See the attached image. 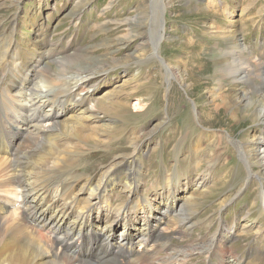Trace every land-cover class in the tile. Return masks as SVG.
I'll return each mask as SVG.
<instances>
[{
	"label": "rangeland",
	"instance_id": "374dc122",
	"mask_svg": "<svg viewBox=\"0 0 264 264\" xmlns=\"http://www.w3.org/2000/svg\"><path fill=\"white\" fill-rule=\"evenodd\" d=\"M149 1L0 0V38L3 36L0 42L7 41L11 45L7 61L0 64V91H3L2 95L12 104L10 108L16 105L18 97L15 91L19 88L16 89L11 83L15 80L18 84L22 72H16L27 66L31 73L29 80L23 83L26 91L33 90L38 82L40 66L34 64L32 56L35 57L44 50H52L55 56L77 50H85L93 55L110 51L115 60L123 57L125 61L128 58L126 64L90 75L92 79L86 85L87 89L92 90L89 102L104 98L116 102L117 99L125 106L119 110L121 121L114 127L119 140L107 147L101 144L95 153L88 154V164L94 162V170L100 159L107 160L108 155L103 149L127 146L131 153L136 151V147H140V150L137 149L138 158L148 172L138 187L133 189L135 193H131L125 200L122 197L127 196L128 192L123 190L122 183L127 182V176L124 173L118 176V183L109 189V197H116L112 198L111 205L115 206L120 199L126 201V209L132 204L137 205L147 200L153 192L165 185V181L167 189L163 188V193L167 194L165 192L173 189L176 177L191 182L194 178L207 174L211 178L210 190L204 199L201 198V207L195 213V220L204 227L185 231L171 221L173 217L169 214L162 237H156L149 243H158L159 249L163 247V241H166L168 247L186 248L188 242L196 238L212 236L221 224L234 231L233 237L224 242L230 248V254L225 257L227 263L264 264V211L260 203L264 177L253 174L254 169L241 157L237 147L251 140L254 135L264 136V125L255 124L251 112L246 113L241 107L236 111L230 110L229 107L233 102L229 96L234 87L238 86L251 99H261L263 103L264 96L260 93L264 89L251 88L253 84L259 83L255 77L251 78V84L245 81L229 84L220 79L221 71L217 62L220 50L226 43L224 38L231 34L229 28L234 30L240 27L239 39L246 42L249 55L256 56L253 64L261 62L264 65V0H162L160 3L152 0L147 5ZM154 5L156 9L151 12ZM145 9L150 11L149 18L155 19L161 27L159 39H149L145 45H139L140 41H144L142 38H146L143 36L120 49L117 46L108 49L107 43L129 32L126 18L143 13ZM236 16L238 17L235 18ZM134 28L136 32L144 30L138 25ZM148 32L152 33L153 30ZM136 50L141 53L140 63L132 60V54ZM45 56L46 59L54 57H49L48 54ZM132 77L134 79L131 81ZM122 90L131 93L129 98L124 97V93L120 94ZM76 96V92H73L71 99ZM49 102L57 103L58 99L52 98L44 103L41 110L45 113L52 111ZM68 113L70 111L57 120L64 121V116ZM111 116L113 114L100 116L102 119L99 122L85 121L84 124L89 129L84 128L83 133L96 136L94 125L112 122L109 118ZM7 125L18 132L13 144L21 141L24 145L27 139L24 131L15 129L12 121L7 122ZM66 141L68 140H59ZM77 141L79 142L72 140L71 143ZM83 154L77 159L79 166L86 156V153ZM5 157L1 154L0 161ZM179 158L183 162L177 164ZM88 168L91 169V165ZM135 195L136 202L133 198ZM170 196L173 198V195ZM2 199L10 204L13 202L10 194ZM86 202V193H83L72 207L69 219ZM16 211L11 205L7 215L11 213L13 219H16ZM140 211L143 213L137 212V206L131 209L119 220L116 230L125 229L123 223L129 224V231L140 226L137 219L141 222L142 216L148 214L144 209L140 208ZM134 213L139 215L137 219H133ZM104 215L102 212L96 216L91 227L93 232L97 230ZM244 215L247 218L238 220ZM248 219L257 222L254 228L246 231L247 228H242L241 223ZM17 222L18 220L5 221L3 224L8 226ZM261 229L263 231L259 232ZM257 231L259 234L254 235ZM47 234L43 233V236L46 241L51 242ZM132 240L137 250L139 247L135 242L136 237ZM159 249H156L152 259L163 260L162 256L166 252L164 248ZM221 252L219 244L209 251L190 253L187 261L160 263L222 264ZM129 258L125 255L123 260L129 263Z\"/></svg>",
	"mask_w": 264,
	"mask_h": 264
},
{
	"label": "bare ground",
	"instance_id": "6f19581e",
	"mask_svg": "<svg viewBox=\"0 0 264 264\" xmlns=\"http://www.w3.org/2000/svg\"><path fill=\"white\" fill-rule=\"evenodd\" d=\"M156 1L160 3L162 0ZM151 2L152 0L147 5ZM155 5L150 9L151 12L155 11ZM149 16L150 11L145 9L143 13L139 12L134 17L126 18L129 32L107 43L108 49L113 46L120 49L143 36L146 38H142L144 41H140L139 45H145L149 39H159L161 27ZM135 25L144 30L136 32L135 28L133 29ZM231 29L228 30L231 34L224 38L227 44L221 48L217 59L221 71L220 79L229 84H237L241 81L250 83L251 78L255 77L259 83H252L251 88L264 89V65L261 62L253 64L256 56L251 57L246 49V42L239 39L241 28ZM151 30L152 33H147ZM2 38L3 36L0 41ZM9 45L7 41L0 42V64L7 61ZM44 52L32 56L34 64L40 66L38 82L33 90L26 91L23 83L29 80L31 73L27 66L24 69L16 68V74L22 73L19 75L18 84L15 80L11 83L16 89L19 88L15 91L18 97L16 105L10 108L12 104L2 95L3 91H0V155L8 157L0 161V264H163L187 261L190 253L209 251L219 244L223 254L222 264H229L225 257L230 254V248L224 242L233 237L234 231L221 224L212 236L196 238L188 242L186 248L168 247L166 241H163V247L159 249L158 243H149L156 237H162L169 214L173 217L171 221L185 231L204 227L195 220V213L201 207V198L204 199L210 190L211 178L207 174L194 178L191 182L176 177L173 180V189L165 192L168 195L163 193V188L167 189L165 181V185L153 192L147 200L124 209L127 206L126 201L120 199L118 204L111 205L112 198L116 197H109V189L118 183V176L124 173L127 182L122 183V188L128 195L122 199L125 200L131 193H135L133 189L138 187L148 173L138 158L137 151L141 148L136 147V151L131 153L127 146L103 149L108 159H100L94 170V162L88 164V154L95 153L101 144L107 147L119 140L115 134L117 129L114 127L121 121L119 110L125 106L117 99L116 102L106 98L89 102L92 90L87 89L86 85L92 79L90 75L126 64L128 58L125 61L123 57L115 60L110 51L93 55L85 50H77L63 56H55L52 50ZM46 54L54 57L46 59ZM140 54V51H134L132 60L140 63ZM133 79L132 77L130 80ZM123 91H120V94L124 93V97L129 98L131 93ZM73 92H76L77 96L71 99ZM260 95L264 96V92ZM52 98L58 99V102H49L52 106L51 113L43 112L42 106ZM229 98L233 100L229 106L230 110L236 111L241 107L246 113L251 112L255 124L264 125V103L261 99H251L249 94L241 92L238 86L233 88ZM68 111L70 113L64 116V121L57 120ZM111 114L113 116L109 118L112 122L94 125L96 136L83 133L84 128L89 129V126L84 124L85 121L99 122L102 119L100 116ZM9 121H12L15 129L24 131L27 138L24 145L21 141L13 144L18 132L7 125ZM60 139L68 141L59 142ZM72 140L79 142L71 143ZM237 147L241 157L254 169L253 174L264 177V136L254 135L251 140ZM198 149L205 151L203 148ZM83 153H86V156L79 166L77 159L81 154L84 155ZM180 162H183L182 158L177 160V164ZM87 164L91 165V169ZM76 171L79 173L76 174ZM83 193H86L87 198L85 206L69 219L72 207ZM7 194L12 196L11 204L2 199ZM170 195H173V198ZM261 196L260 203L264 211V188L261 189ZM136 197L137 195L133 197L134 202ZM11 205L17 210L18 219H13L11 213L7 215ZM135 206L137 212L140 213L141 208L148 213L147 216H142L141 222L137 219L139 215L132 214L140 226H135L129 231V224L123 223L125 229L117 231L119 220L131 209H135ZM102 212L105 215L98 223L97 230L93 232V222ZM246 216L238 220L245 219ZM15 220H18L16 224H3L5 221ZM256 222L257 220L248 219L241 223V226L249 231L255 227ZM237 224L239 226V221ZM43 233H48L51 242L46 241ZM179 234L181 235V232ZM257 234L258 231L254 235ZM135 237L139 247L137 250L132 244ZM163 248L166 252L162 256L163 260L152 259L156 249ZM125 255L130 257L129 263L123 260Z\"/></svg>",
	"mask_w": 264,
	"mask_h": 264
}]
</instances>
